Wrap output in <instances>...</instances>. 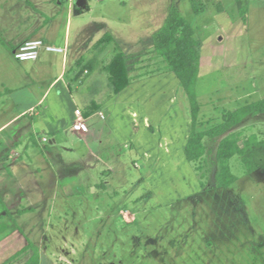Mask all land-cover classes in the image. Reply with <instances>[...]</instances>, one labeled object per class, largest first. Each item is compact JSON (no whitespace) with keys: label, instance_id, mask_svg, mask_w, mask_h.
Returning <instances> with one entry per match:
<instances>
[{"label":"rangeland","instance_id":"rangeland-1","mask_svg":"<svg viewBox=\"0 0 264 264\" xmlns=\"http://www.w3.org/2000/svg\"><path fill=\"white\" fill-rule=\"evenodd\" d=\"M88 1L91 10L69 19L72 0H0V119L26 109L42 93L40 88L48 86V79L61 72L63 52H56L46 67L17 60L13 48L16 39L31 33V25L43 23L47 16L43 12L52 16L58 10L55 20L38 33H48L64 47L68 32L73 51L90 55L89 63L81 67L89 69L83 84L71 81L75 97L81 102L79 97L87 95L94 103L108 97L112 89L106 66L121 51L134 80L153 77L140 94L148 100L153 119L164 118L167 159L163 164L154 154L147 162L142 147L130 143L100 152L102 140L115 141L108 124L111 110L102 112L105 119L96 115L87 120L94 135L85 140L72 131L73 125L64 128L58 135L59 145L67 148L62 157L77 172L65 176L77 185L73 189L78 193L66 197L60 190L54 199L38 203L35 213L23 217L13 213L18 231L0 244V262L31 241L43 256L40 264H264V147L248 153L256 165L252 172H246L241 157L231 160L239 178L230 187H218L215 179L221 139L232 132L242 139L252 135L264 139V113L244 118L222 136L205 138L207 177L202 187L184 155L191 131L188 96L153 50V34L175 6L200 41L198 129H210L222 122L225 112L264 98V0ZM107 34L112 41L101 42ZM75 66L71 57L67 79ZM102 84L104 92L94 94L90 87L102 89ZM130 109L138 110L133 105ZM22 122L29 124L22 141L30 142L32 120L26 116ZM96 153L100 161L94 158ZM85 165L92 166L89 181H81ZM108 169L112 177H107ZM95 182L107 185V191L90 194ZM49 205L55 206L50 212ZM32 253L23 252L10 264H25Z\"/></svg>","mask_w":264,"mask_h":264},{"label":"crops","instance_id":"crops-1","mask_svg":"<svg viewBox=\"0 0 264 264\" xmlns=\"http://www.w3.org/2000/svg\"><path fill=\"white\" fill-rule=\"evenodd\" d=\"M45 4L49 6L48 2H45ZM69 7V19L73 14L84 13L80 11L77 13L75 11L73 1ZM54 10L55 8H52L51 11L55 12ZM43 13L47 15L42 21L43 23L40 26L31 25L33 29L29 35L16 39L13 46L14 50L24 40L35 37L43 39L48 45L57 46L48 33L39 35L38 32L44 30L48 23H52L55 20V15L60 14V11L57 10L56 14L52 16L46 12ZM102 19L105 20L106 16L102 15ZM64 45V47L58 46L63 48L62 51H50L43 48L39 58L32 60L48 67L49 63L55 59L54 54L56 52H63L62 68L59 75L51 76L48 79V86L40 88L42 93L39 94L35 101L29 103L26 109L14 114L12 117L0 119V244L4 243L10 234L18 231V224L13 222L10 217L13 213L17 214V217H23L28 213H35L40 209L38 203L54 199L53 197L60 190H62L66 197L78 193L76 188L73 189L77 185L73 181L67 180L68 177H66L70 176L71 173L74 176L77 172L62 157V151L64 149L67 150V148L58 143L59 133H62L64 128L73 125L75 122L76 109H80L83 112L86 122L96 115H101V118L105 119L102 112L104 110H111L108 124L113 128V138L115 141L105 142L102 140L100 152L105 151L106 148L130 143L132 147H142L141 151L144 152L147 162L153 160L154 154L161 157L160 161L162 163L167 159L164 144V118L155 117L154 120L146 107L148 100L141 99L142 94H140L146 87L148 80L153 77L133 80L123 91L117 94L111 92L100 103H94L87 95L85 97L80 96L81 102H79L74 95L75 92L71 81L74 80L79 84H83L87 77L84 73H89V69L85 67L83 70L81 67L89 63L91 60L90 55L83 56L81 53L73 51L71 37L68 35V32L65 36ZM71 57L74 59L76 66L72 69V78L69 80L67 79V72L69 73L68 64ZM48 69L51 73V69ZM96 82H99V80ZM107 82L109 83L108 78ZM4 86L7 88L6 83L3 82L2 87ZM77 88L79 89L80 87ZM90 88L95 91L93 92L92 90L94 94H97L100 91L101 93L104 92L103 88H105V85L102 84V89H99L97 85H92ZM7 89L9 90V88ZM7 89L5 90L8 91ZM0 97H3L2 93H0ZM132 105L137 106L138 110L131 111L130 107ZM0 111L3 110L0 109ZM119 112L121 114L117 118L116 113ZM26 116L32 120V125L28 128L32 131H27L28 135H30V142H23L25 141L23 138L26 136L23 130L29 124L21 123V120ZM17 123V128L9 132V129ZM88 127L89 130L86 132L76 131L74 128L72 131L81 140H85L94 135L89 125ZM103 136L104 134H101L102 139L104 138ZM43 142H51V146L42 147ZM21 144H24V148L22 149L20 148ZM36 147H41L40 151ZM96 155L97 153L93 155L94 158L100 161L97 157L98 155ZM91 167V165H85L86 172L82 175L81 181L92 179ZM106 175L107 177H112V170L108 169ZM63 177H65L64 181H62ZM49 180H51L50 183L48 182ZM93 185L94 188L90 191V194L100 196L103 192L107 191V185L105 184L95 182ZM49 187H51V190ZM46 207L49 209L48 212L53 207L55 208L53 205ZM60 207L62 211L68 209L67 206ZM40 255L41 261H43V256L42 254Z\"/></svg>","mask_w":264,"mask_h":264},{"label":"trees","instance_id":"trees-1","mask_svg":"<svg viewBox=\"0 0 264 264\" xmlns=\"http://www.w3.org/2000/svg\"><path fill=\"white\" fill-rule=\"evenodd\" d=\"M75 11L79 10L75 6ZM101 42L109 43L113 37L106 35ZM153 50L166 63L167 70L173 72L179 79L183 90L186 92L191 107V131L184 149L186 160L193 164V169L199 176L202 187H206L205 161L207 147L205 138H216L227 133L232 127L243 121L244 118L264 113V98L247 103L234 110L224 113L223 120L218 125L199 130V115L201 103L197 94V86L200 74V41L196 37L194 27L186 20L182 13L171 6L163 25L153 34ZM109 74V86L114 94L128 87L133 77L125 55L120 53L113 56L106 66ZM143 75L141 77H144ZM264 147V139L252 135L242 139L232 132L224 136L217 148L216 161L218 170L215 179L218 187L228 188L239 178L232 169L231 160L235 156L242 158L246 172L256 170V165L248 155L253 148ZM32 249L33 253L25 264H40L41 255L39 248L29 241L22 249L14 253L9 259L0 264H10L23 252Z\"/></svg>","mask_w":264,"mask_h":264},{"label":"built area","instance_id":"built-area-1","mask_svg":"<svg viewBox=\"0 0 264 264\" xmlns=\"http://www.w3.org/2000/svg\"><path fill=\"white\" fill-rule=\"evenodd\" d=\"M43 48H46L50 51H62L63 48L48 45L41 38H28L24 40L18 47L14 50V56L19 61H29L36 60L40 56V52ZM75 122L73 123V128L76 131L86 132L89 130L86 118L83 112L80 109L75 110Z\"/></svg>","mask_w":264,"mask_h":264},{"label":"water","instance_id":"water-1","mask_svg":"<svg viewBox=\"0 0 264 264\" xmlns=\"http://www.w3.org/2000/svg\"><path fill=\"white\" fill-rule=\"evenodd\" d=\"M72 1L80 12H86L90 10V4L88 0H72Z\"/></svg>","mask_w":264,"mask_h":264}]
</instances>
